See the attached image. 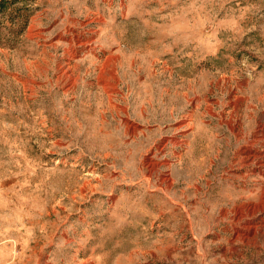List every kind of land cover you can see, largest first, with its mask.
<instances>
[{"label": "rangeland", "instance_id": "1", "mask_svg": "<svg viewBox=\"0 0 264 264\" xmlns=\"http://www.w3.org/2000/svg\"><path fill=\"white\" fill-rule=\"evenodd\" d=\"M0 264H264V0L0 12Z\"/></svg>", "mask_w": 264, "mask_h": 264}, {"label": "trees", "instance_id": "2", "mask_svg": "<svg viewBox=\"0 0 264 264\" xmlns=\"http://www.w3.org/2000/svg\"><path fill=\"white\" fill-rule=\"evenodd\" d=\"M16 0H0V12H3L11 4H14Z\"/></svg>", "mask_w": 264, "mask_h": 264}, {"label": "crops", "instance_id": "3", "mask_svg": "<svg viewBox=\"0 0 264 264\" xmlns=\"http://www.w3.org/2000/svg\"><path fill=\"white\" fill-rule=\"evenodd\" d=\"M108 64H111V63H108ZM100 77H101V75H100Z\"/></svg>", "mask_w": 264, "mask_h": 264}]
</instances>
